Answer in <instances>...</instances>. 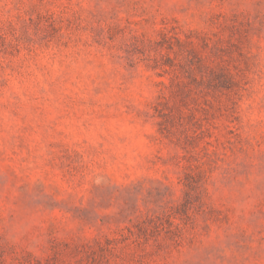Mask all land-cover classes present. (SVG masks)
<instances>
[{"label":"rangeland","instance_id":"rangeland-1","mask_svg":"<svg viewBox=\"0 0 264 264\" xmlns=\"http://www.w3.org/2000/svg\"><path fill=\"white\" fill-rule=\"evenodd\" d=\"M0 264H264V0H0Z\"/></svg>","mask_w":264,"mask_h":264}]
</instances>
